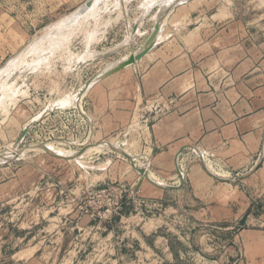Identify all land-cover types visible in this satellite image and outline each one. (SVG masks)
Masks as SVG:
<instances>
[{"label": "rangeland", "instance_id": "rangeland-1", "mask_svg": "<svg viewBox=\"0 0 264 264\" xmlns=\"http://www.w3.org/2000/svg\"><path fill=\"white\" fill-rule=\"evenodd\" d=\"M150 1L94 0L84 11V0H0V152L5 154L0 158L13 156L18 136L36 118L17 150L20 158L0 164V264L233 262L231 235L223 234H235L239 226L226 230L190 223L189 211L177 196H147L141 180L133 176L147 179L131 160L113 150L123 143L133 158L139 153L151 158L153 147H146L150 144L139 152L133 140L83 142L92 128L82 102L60 104L77 96L87 77L125 55L124 44L132 42L136 48L148 38L159 9L152 3L142 14L144 2ZM221 1L211 2L216 8ZM223 4L236 26L229 39L244 43L238 57L248 59L245 74L253 72L256 83L261 78L264 85V0ZM139 20L134 39L132 29ZM13 59L14 68L8 65ZM52 140L65 141L57 145L74 152L54 151L68 156L61 158L45 149H27ZM104 143L107 149L93 150L87 157L75 150ZM217 162V168L224 169ZM110 207L113 213L106 212Z\"/></svg>", "mask_w": 264, "mask_h": 264}, {"label": "crops", "instance_id": "crops-1", "mask_svg": "<svg viewBox=\"0 0 264 264\" xmlns=\"http://www.w3.org/2000/svg\"><path fill=\"white\" fill-rule=\"evenodd\" d=\"M211 1L172 5L150 52L95 80L79 97L92 128L83 142L133 140L139 152L150 144V173L176 188L164 190L136 174L147 196L173 193L194 225L239 226L223 234L233 242L231 264H264V85L253 72L245 74L248 59L238 57L244 43L229 39L236 31L232 12L223 0L216 8ZM145 40L136 48L124 44L128 51L119 60ZM205 154L221 162L230 174L224 178H238L211 176Z\"/></svg>", "mask_w": 264, "mask_h": 264}, {"label": "water", "instance_id": "water-1", "mask_svg": "<svg viewBox=\"0 0 264 264\" xmlns=\"http://www.w3.org/2000/svg\"><path fill=\"white\" fill-rule=\"evenodd\" d=\"M94 3V0H87L82 6V10H86L90 7H92ZM174 5V4H171V5H168V6H162L158 12H157V16L155 18V24H154V27L151 31V33L149 34L148 38L146 39V41L144 42V44L134 53H131L130 55H128L127 57H125L124 59H121L119 60L117 63L113 64L112 66L106 68L104 71L100 72L99 74H94L93 76H91L84 84V86L79 90V94L82 95L84 94L87 89L90 87V85L97 79L101 78V77H105L107 75H110L112 73H115L117 71H120L130 65H133L135 64L136 62H138L139 60H141L148 52H150L154 47L155 45L157 44L158 42V36L161 32V27H162V23H163V20L165 18V15L167 13V11L171 8V6ZM140 27V21L136 22V24L134 25L133 29H132V35L135 36L137 33H138V29ZM31 127V124H28L26 125L22 132L20 133V135L18 136L17 140L15 141V143L17 145H20L23 141V139L25 138V136L27 135V133L29 132V129ZM45 150H47L48 152H50L52 155L54 156H57V157H68V156H62L60 154H57L55 152H51L49 151V148L48 146L44 145L43 146ZM117 149V148H116ZM85 148H83L81 150V153L84 152ZM120 151L129 159L131 160V162L133 163L134 162V158L131 154L127 153L126 151L120 149ZM183 150H180L177 154V159L179 157V155L181 154ZM20 158V152L18 151H15L13 156L11 157H4V160H0V164L1 163H4V162H7V161H12V160H15V159H18ZM202 161H203V165L205 167V169L210 173L211 176H213L214 178L218 179V180H221V181H228L230 179H227V178H223L217 174H215L214 172H212L207 163L205 162V159L204 157L202 156ZM178 164V162H177ZM136 169L145 176V178L152 184H154L155 186L157 187H160V188H163V189H174L176 188L175 186H170V185H165V184H162L158 181H156L155 179L151 178L150 174H149V171H148V168L142 166V167H136ZM181 178L183 179V177L181 176ZM234 178H238V176H235Z\"/></svg>", "mask_w": 264, "mask_h": 264}, {"label": "bare ground", "instance_id": "bare-ground-1", "mask_svg": "<svg viewBox=\"0 0 264 264\" xmlns=\"http://www.w3.org/2000/svg\"><path fill=\"white\" fill-rule=\"evenodd\" d=\"M149 1V0H148ZM183 1H185V0H152V1H150V2H144V5H143V11L144 10H148V8L150 7V5L152 4V3H156V4H161V7L162 6H166V5H171V4H177V3H181V2H183ZM94 4V3H93ZM160 7V8H161ZM173 7V6H172ZM91 8V7H90ZM159 8V9H160ZM82 10V9H81ZM89 10V9H88ZM87 10V11H88ZM169 11V10H168ZM168 11H167V13H166V15L168 14ZM84 12V11H83ZM81 13V12H80ZM145 14V13H144ZM82 15V14H81ZM165 15V16H166ZM157 16V15H156ZM164 23V22H163ZM162 28V27H161ZM67 32V31H66ZM138 32H139V29H138ZM65 33V32H64ZM70 33H68V35H69ZM65 36H67L66 35V33H65V35H64V37ZM56 38V37H55ZM58 38V37H57ZM55 40V39H54ZM53 40V41H54ZM146 41V40H145ZM37 42V41H36ZM34 43V42H33ZM33 43H32V45H31V47L30 46H28V48L26 49L27 51H29L30 49L32 50V46H33ZM51 43V42H50ZM41 44V43H40ZM48 44V43H47ZM58 44V43H57ZM59 44H60V42H59ZM144 44V43H143ZM142 44V45H143ZM141 45V46H142ZM48 46V45H47ZM140 46V47H141ZM37 49H36V51L38 50H40L38 47H37V45L35 46ZM41 48L43 47V46H40ZM53 47V46H52ZM139 47V48H140ZM45 48V47H44ZM49 48V47H48ZM54 48V47H53ZM35 49V48H34ZM54 50V49H53ZM56 50V49H55ZM26 51V52H27ZM137 51V50H136ZM135 51V52H136ZM26 52H25V54L24 55H26ZM34 52H35V50H34ZM33 52V53H34ZM54 52V51H53ZM52 52V53H53ZM134 53V52H133ZM35 54V53H34ZM40 55V54H39ZM88 55V54H87ZM128 55H130V54H128ZM127 55V56H128ZM81 56V55H80ZM84 56V55H83ZM127 56H125V57H127ZM22 57H24V56H22ZM21 56L19 57V58H22ZM47 57V56H46ZM125 57H123L122 59H124ZM84 58V57H83ZM18 59V58H17ZM41 59V58H40ZM43 59V58H42ZM25 60V59H24ZM23 60V58H22V61L21 60H19L20 62H23L24 61ZM18 61V63H17V60H16V65H19L20 64V62ZM37 61H39V60H37ZM118 61H116V62H112V63H110L106 68H108V67H110V66H112L113 64H115V63H117ZM14 59L11 61V62H9L8 63V65L10 66L11 64H12V67L14 68ZM34 63V62H33ZM45 63V62H44ZM34 64H37V66L39 65H41L40 63L38 64V62L37 63H34ZM7 65V66H8ZM21 65H22V63H21ZM36 66V67H37ZM12 67H9L10 69L12 68ZM6 68V67H5ZM8 67H7V70L9 69ZM17 68V67H16ZM105 68V69H106ZM104 69V70H105ZM104 70H102V71H104ZM5 71H6V69H5ZM102 71H100V72H102ZM3 73H4V71H3ZM97 74V73H96ZM2 75V74H1ZM0 75V76H1ZM8 77V76H7ZM6 77V78H7ZM104 78V77H103ZM91 86V85H90ZM82 88V87H81ZM80 88V89H81ZM8 90V89H7ZM6 90V91H7ZM79 92V91H78ZM68 95V94H67ZM83 95V94H82ZM82 95H80L79 93H78V95L76 96V94H74V95H70V96H68V97H66V98H64V99H62V100H60V104L61 105H63V107H64V104H66V103H70L71 101H73V100H76L77 101V103H78V100H79V97L80 96H82ZM66 96V95H65ZM64 96V97H65ZM59 102V101H58ZM75 102V101H74ZM60 104H59V106H60ZM71 104V103H70ZM73 104V103H72ZM68 105V104H67ZM40 116H42L41 114H40ZM37 117V119H38V117H39V115L38 116H36ZM36 119V118H35ZM35 119H31L26 125H28V124H31V127H33V121L35 120ZM40 119V118H39ZM38 119V120H39ZM31 127H30V129H31ZM30 129H29V131H30ZM29 133V132H28ZM27 133V134H28ZM27 136V135H26ZM26 136H25V138L23 139V141H22V143L25 141V139H26ZM64 142L65 141H60V140H52V141H48V142H43V143H38V144H33V145H31V146H29L27 149H30V148H35V149H44V145H46V146H48L49 147V151H51V152H54V151H56V152H62V147H60L59 145H57V143L58 144H64ZM66 144V143H65ZM110 144V143H109ZM21 145V144H20ZM20 145H17L16 143L14 144V146H15V150L17 151V150H21V149H19V146ZM108 145H106L105 143L104 144H101V145H97V146H95V147H90V148H85V150H84V152H79V153H77L78 155H81L80 157H82V156H84L86 153L87 154H90L91 153V151H101V150H104V149H107L106 147H107ZM111 146V145H110ZM109 148H112V147H109ZM117 148V149H116ZM26 149V150H27ZM120 149H122V150H124V151H126V148H125V145L123 146V145H121V147H114L113 148V150H115L116 152H118V153H121L122 155H124L121 151H120ZM11 150V149H10ZM13 150V149H12ZM25 150V151H26ZM31 150V149H30ZM66 152H68V153H73L74 151H72V150H69V149H64ZM63 150V151H64ZM24 151V152H25ZM15 152V151H14ZM23 152V153H24ZM27 152V151H26ZM55 152V153H56ZM6 153H7V151H6ZM10 153V152H9ZM4 153H2V152H0V156L2 157V156H5V154L3 155ZM57 154H59V153H57ZM61 155V154H60ZM92 155V154H91ZM65 156V155H64ZM125 156V155H124ZM143 157H145V156H143V155H141V153H139V155H138V157H136V158H134V161L136 162L139 158H143ZM0 160H3L2 158H0ZM205 160H206V163H207V165H208V167H209V169L212 171V172H214L215 174H217V175H219V176H221V177H226L229 173H228V171H224V169H222L221 167L220 168H217V166H221L218 162H217V160H215V159H213L212 157H210L209 156V154H205ZM144 167H146V168H148V171H149V167H147V166H144ZM154 172H151L150 173V171H149V174H150V176H151V178H153V179H155L156 181H158V182H160L159 181V179H158V177L155 175V174H153ZM230 175V174H229ZM230 177V176H229ZM161 183V182H160Z\"/></svg>", "mask_w": 264, "mask_h": 264}, {"label": "built area", "instance_id": "built-area-1", "mask_svg": "<svg viewBox=\"0 0 264 264\" xmlns=\"http://www.w3.org/2000/svg\"><path fill=\"white\" fill-rule=\"evenodd\" d=\"M146 147H148V148H151V151H152V146H146ZM145 147V148H146ZM203 157H204V159H205V155H203ZM141 159H145V161L146 162H144V164L146 165H148L149 163H150V155H149V158H148V156L147 157H143V158H141ZM142 160H139L138 162H133V164H134V166L135 167H138V166H140V165H144V164H142V162H141ZM205 162H206V160H205ZM146 165V166H147ZM103 191V193H105L107 190H102ZM106 212H108V213H113V209L110 207V208H107L106 209Z\"/></svg>", "mask_w": 264, "mask_h": 264}]
</instances>
